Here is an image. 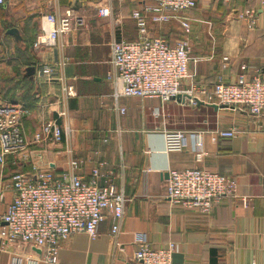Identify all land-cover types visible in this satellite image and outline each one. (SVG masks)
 Returning a JSON list of instances; mask_svg holds the SVG:
<instances>
[{
  "label": "crops",
  "instance_id": "crops-1",
  "mask_svg": "<svg viewBox=\"0 0 264 264\" xmlns=\"http://www.w3.org/2000/svg\"><path fill=\"white\" fill-rule=\"evenodd\" d=\"M150 0H9L0 6V33L7 53L0 64V95L3 99L21 98L30 113L23 120V133L33 137L41 122L58 118L72 133L61 145L41 150L39 156L24 163L21 155L7 156L0 162V229L2 215L13 199L9 189L17 170H31L35 162L62 172L69 155L83 161L81 173L88 176L101 161L108 173L130 200L118 239L110 235L111 222L99 225L92 239L77 233L62 242L60 264H136L137 236L154 247L176 244V264L264 263V116L254 121L246 110L211 104H190L187 100L121 97V112L111 96L107 76L111 42L115 38L134 40L138 36L134 9ZM109 2L117 27L97 9ZM68 7L83 13L88 26L61 37L56 46L35 47L41 16L62 14ZM254 7L257 26L249 30L235 12ZM180 19L152 25V36H161L172 45L184 36L192 42L189 77L183 88L192 84L212 85L220 78L233 81L243 64L250 74L259 69L264 76V10L256 0H197V7L182 13ZM18 28L19 36L9 32ZM224 57H228L227 65ZM65 60L53 76L40 72L42 64ZM11 61V62H9ZM66 87L72 93L66 94ZM209 87V86H208ZM12 101V100H10ZM64 112V115L60 113ZM235 127V137L214 135L217 129ZM185 130L201 133L204 148L198 149L193 134L187 136L180 151L166 149V132ZM213 137H216L213 139ZM200 167L221 172L238 182V196L225 197L208 214L173 203L166 195L170 169ZM245 203H244V200ZM39 247L25 242L5 243L0 237V264H46Z\"/></svg>",
  "mask_w": 264,
  "mask_h": 264
},
{
  "label": "built area",
  "instance_id": "built-area-1",
  "mask_svg": "<svg viewBox=\"0 0 264 264\" xmlns=\"http://www.w3.org/2000/svg\"><path fill=\"white\" fill-rule=\"evenodd\" d=\"M8 1L0 0V6ZM256 1L264 10V0ZM196 6L197 0H150L132 11L137 38H115L111 42L112 70L107 78L112 86L111 96L115 107L121 112L125 111V107L119 104L121 97L159 98L166 102L181 94L188 95L184 102L188 100L193 105L200 102L216 103L246 110L257 122L264 116V76L259 69L250 74L248 66L243 64L233 81L220 78L211 87L192 84L190 88L184 89L183 81L190 75V38L184 36L172 45L161 36L151 35L152 25H164L174 19H180L181 26L189 29L190 23L181 15ZM97 13L100 17L111 19L117 27L123 22L121 16H115L109 2L100 5ZM257 14L254 7L235 12V16L244 21L249 30L256 28ZM87 26L86 16L72 7L66 8L60 15L43 13L35 47L56 46L64 35L79 32ZM224 60L227 65L228 57H224ZM65 64V60L44 63L40 72L51 77ZM65 89L67 95L72 93V87ZM29 113L23 102L6 100L0 95L1 163L9 155L15 158L21 155L24 163L35 156H39L40 160L42 149H37L36 145L49 149L61 145L72 133V129L62 126L58 118H51L42 121L32 139L28 138L23 133V120ZM238 132L232 127L217 129L214 135L235 137ZM190 134L195 136L198 149H203V135L185 130L167 131L166 149L182 150ZM65 152L69 157L62 172H56L49 163L42 165L38 161L31 170L13 173L8 185L13 192V199L1 217L5 222L0 229L3 242H25L39 247L43 251L41 260L46 264H60L62 242L72 235L85 233L92 239L97 238L99 225L106 219L111 222V237L118 239L126 204L130 200L124 189L118 188L110 175L101 171L104 161L95 164L85 177L81 173L83 161L75 157L70 147H66ZM4 195V189H1V200ZM166 195L173 203L208 214L223 198L238 196V182L207 168L170 169ZM243 200L245 203L246 199ZM136 241V264H176L175 243L154 247L140 235ZM249 264L264 263L252 261Z\"/></svg>",
  "mask_w": 264,
  "mask_h": 264
},
{
  "label": "rangeland",
  "instance_id": "rangeland-1",
  "mask_svg": "<svg viewBox=\"0 0 264 264\" xmlns=\"http://www.w3.org/2000/svg\"><path fill=\"white\" fill-rule=\"evenodd\" d=\"M2 32L0 33V64L5 65V62L7 58H9V54L7 53V50L5 49V45L3 43V37ZM3 71H0V76Z\"/></svg>",
  "mask_w": 264,
  "mask_h": 264
},
{
  "label": "water",
  "instance_id": "water-1",
  "mask_svg": "<svg viewBox=\"0 0 264 264\" xmlns=\"http://www.w3.org/2000/svg\"><path fill=\"white\" fill-rule=\"evenodd\" d=\"M10 33L16 35L17 37L19 36V33H18V28H11L9 30ZM20 37V36H19ZM186 97H188V95H177L175 97H172V99L174 100H177V101H185ZM216 110H218L220 107H223V106H227V105H218L216 103H213L211 104Z\"/></svg>",
  "mask_w": 264,
  "mask_h": 264
},
{
  "label": "trees",
  "instance_id": "trees-1",
  "mask_svg": "<svg viewBox=\"0 0 264 264\" xmlns=\"http://www.w3.org/2000/svg\"><path fill=\"white\" fill-rule=\"evenodd\" d=\"M197 7V6H196ZM195 7V8H196ZM194 9V8H193ZM192 10V9H191ZM9 62H11V61H9ZM6 63V62H5ZM217 82V81H216ZM216 82H214L212 85H207V84H203V83H201V84H199V85H205V86H209V87H211V86H213ZM8 100H12V101H24L25 102V104L29 107V102L28 101H26V100H24V99H19V98H14V99H11V98H8Z\"/></svg>",
  "mask_w": 264,
  "mask_h": 264
}]
</instances>
